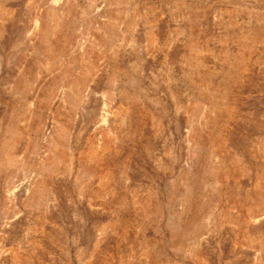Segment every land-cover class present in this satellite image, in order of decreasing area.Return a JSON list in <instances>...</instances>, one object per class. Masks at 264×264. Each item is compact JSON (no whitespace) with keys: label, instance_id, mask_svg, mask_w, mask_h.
I'll list each match as a JSON object with an SVG mask.
<instances>
[{"label":"rangeland","instance_id":"374dc122","mask_svg":"<svg viewBox=\"0 0 264 264\" xmlns=\"http://www.w3.org/2000/svg\"><path fill=\"white\" fill-rule=\"evenodd\" d=\"M0 264H264V0H0Z\"/></svg>","mask_w":264,"mask_h":264}]
</instances>
